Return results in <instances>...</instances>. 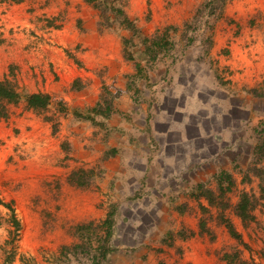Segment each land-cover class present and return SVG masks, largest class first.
Wrapping results in <instances>:
<instances>
[{
    "label": "rangeland",
    "instance_id": "1",
    "mask_svg": "<svg viewBox=\"0 0 264 264\" xmlns=\"http://www.w3.org/2000/svg\"><path fill=\"white\" fill-rule=\"evenodd\" d=\"M113 1L143 35L169 41L148 61L137 40L131 49L142 67L138 76L123 54L129 33L117 24L102 26L86 3L78 4L77 17L67 10L52 19L35 18L34 29L49 34L29 31V66L0 52V80L15 83L21 96L0 117V199L12 203L20 222L14 233L10 211L0 204V264H90L91 255L72 253L79 242L74 226L99 225L111 210V251L103 264H192L174 247L172 231L179 227L182 239L206 240L207 249L225 231L216 230L222 226L218 209L193 197L197 185L213 189L216 174L231 173L235 185L224 215L233 225L240 192L261 194L264 177L251 169H264V160L256 163L255 156L264 135V72L248 56H241L240 66L230 54V38L221 39L226 31L239 35V20L227 8L241 0H227L210 16L207 0ZM8 4L0 5V45L12 49L18 25ZM105 89L116 111L108 119L96 116L103 124H93L81 115ZM32 92L51 96L46 110L26 107ZM110 149L115 155L105 157ZM77 169L94 170L87 186L70 182ZM181 207L186 216L179 214ZM253 215L252 221H239V248L223 242L243 264H264L263 198ZM219 255L205 264H222Z\"/></svg>",
    "mask_w": 264,
    "mask_h": 264
},
{
    "label": "trees",
    "instance_id": "2",
    "mask_svg": "<svg viewBox=\"0 0 264 264\" xmlns=\"http://www.w3.org/2000/svg\"><path fill=\"white\" fill-rule=\"evenodd\" d=\"M86 4L91 5L99 14L103 24L102 26L112 27L114 24L123 28L129 33V36L123 38L124 44V58L129 61L135 69L136 75L142 74V67L140 62L136 60L134 51L131 49L138 42L143 49L142 53L147 57L148 61H154L167 49L169 41L165 36L154 35L148 37L142 34L141 29L136 25V21L133 17L129 16L123 7L116 5V3L110 2V0H82ZM227 0H207L205 3L207 7L211 6V14H214L217 8L222 9ZM216 13L217 17L221 14ZM113 17V20H111ZM130 46V47H129ZM264 97V94L262 95ZM21 99L20 93L16 88V84L9 79L0 80V117L7 115V104H16ZM51 96L43 92H32L25 96V104L28 109L36 112H41L47 109L51 103ZM116 109L114 108L113 94L105 89L101 94L96 104L88 109V112L83 116L85 120L90 121L93 124L102 125L103 123L95 120L96 116L103 119L110 118ZM260 132V131H259ZM264 132V129H261ZM264 134V133H263ZM116 150L110 149L105 153V157H113ZM256 163L264 160V135L261 141L257 143L255 147ZM254 176L259 178L264 177V169L254 166L251 169ZM93 169H77L71 172L70 182L78 187H85L89 184L87 176L93 174ZM246 181H250L248 173L244 175ZM216 186L215 188L205 187L203 184H198L196 191L193 194L196 198H204L209 206H214L218 209L219 221L225 225L231 237L239 242H242L241 234L236 230L233 223L227 219L224 212L230 208L229 199L227 194L230 193L235 185V181L229 172L220 171L214 176ZM260 196L256 197L254 194L242 191L238 197L236 204L232 207L233 213L240 220L245 223L254 219L253 211L259 203V199H264V186L260 185ZM0 204L10 211L11 225L14 227V233H18L20 230V222L16 217L15 210L11 202H5L0 199ZM201 210H206V207L200 206ZM114 210L107 213V217L96 225L94 221L77 224L74 226V236L79 242L73 245V254L81 252L85 255H91L90 264H103L110 253L109 240L112 235ZM201 230L205 229V224L200 223ZM85 240V241H84ZM97 244L94 246L95 243ZM62 252L68 249L67 245L61 247ZM79 250V251H78ZM222 259L228 264H243L244 261L239 257L237 251L233 253H224Z\"/></svg>",
    "mask_w": 264,
    "mask_h": 264
},
{
    "label": "crops",
    "instance_id": "3",
    "mask_svg": "<svg viewBox=\"0 0 264 264\" xmlns=\"http://www.w3.org/2000/svg\"><path fill=\"white\" fill-rule=\"evenodd\" d=\"M6 3H10L8 5L16 10L17 14L15 13L11 15L9 12V15L14 18V25H18V32L15 33L17 39L11 40V42H14L11 47L12 49H9V46L1 42L0 52L5 57L9 56L10 62L13 61L23 66H29L30 62L32 61V58H30V54H33V51L32 49H30L32 40L29 39L28 36H30L29 31L31 30H34L35 33L37 32V30L34 29L35 18L37 17L52 19L55 17H59L62 14L65 15L64 13L67 10L73 13L66 15H75L77 17L81 15V12H79V9L81 8L78 4H84L85 2H83L82 0H0V5H5ZM18 10L19 12H17ZM227 13L237 18L240 25V33L237 37L233 38L227 31L223 32V36L221 37L222 41L230 38V43L232 46H234L230 48V54L236 60L238 59L240 66L243 67L244 64H242L243 62H241L242 55L243 57L248 56L250 59L255 58L256 62H258L257 66L261 67L262 71L264 72V0H241L239 2H234L233 5L231 4L228 6ZM249 21L253 23V27H248ZM48 30L50 29L48 28ZM37 33L43 35L49 34L47 33L46 28H43V30H39ZM5 36L6 34L3 35V37ZM231 55L227 56V59L229 60V63L231 62L233 64V62L231 61ZM178 133H180V131H178ZM180 138H183V136H180ZM198 200L205 199L199 198ZM178 211H181L179 212V214L181 213L180 215L186 216V210L184 211L183 207H181ZM234 216V226L237 230L239 229V221L241 220L236 215ZM261 218L262 220H264V216ZM187 221L188 220L186 218L185 222ZM178 228L172 231L174 237L171 242H173L174 247L180 248V250L182 249L184 255L188 256V258L184 257V260L186 261L187 259L192 264H205L206 260L207 262L212 263L213 258L217 259L216 253H218V255L220 253V263L228 264L225 260L222 259L223 254L231 253L229 251L230 246H236V248H239L238 242L236 245L234 244L236 240L231 237L223 223L222 226H217L216 230L225 231L221 234H218L217 237L214 238L215 241L210 244V246L213 245L210 249H207L206 240L205 244H202L201 240H195L194 236H192L191 238L186 237L182 239L179 236V232L182 230H178ZM223 239H227L225 240V242L227 241L226 243L230 244L229 247L225 245ZM168 245L170 244L167 243L162 245L161 249L163 248V253H166V247Z\"/></svg>",
    "mask_w": 264,
    "mask_h": 264
}]
</instances>
